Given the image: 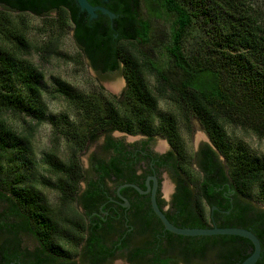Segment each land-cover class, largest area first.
Instances as JSON below:
<instances>
[{"label": "trees", "instance_id": "16d2710c", "mask_svg": "<svg viewBox=\"0 0 264 264\" xmlns=\"http://www.w3.org/2000/svg\"><path fill=\"white\" fill-rule=\"evenodd\" d=\"M89 2L118 16L111 21L99 11V18L91 20L85 13H79L76 0H0L4 8L0 9V203L5 204L0 211V264H44L43 249L24 248L23 234L35 235L40 245L49 243L45 200H34L29 191L23 190L30 187L32 174H17L8 163L9 158L14 161L16 153L25 157L31 150L29 141L7 126L4 115L24 113L36 118L37 124L45 119L43 106H33L20 95L23 88L39 96L45 87L38 69L22 60L30 52L27 31L22 22L15 25L10 13L37 16L55 13L51 29L60 36L72 27L75 41L94 69L102 73L120 70L124 74L126 88L120 98L83 95L72 91L59 78L54 81L52 95L62 96L81 115L80 125L64 123L60 130L75 150L82 151L96 134L105 133L102 149L106 156L92 159L101 176L121 175L124 168L132 170L135 159L139 161L137 152L111 137L116 130L166 138L173 152L165 155L164 161L176 170H195L187 167L189 160L179 132L180 119L172 112L160 111V99L166 98L174 103L185 121H189L188 116L196 118L213 144H205L199 154V169L207 175L204 182L199 184L196 178L198 184L193 185V190L182 184L179 188L180 194L192 197L197 215L188 228L212 227L213 220L206 217L208 209L215 204L230 209L229 197H225L226 203H219L216 198L234 190L233 217L228 219L233 225L222 223L218 227L251 229L264 250V209L246 198L256 190L254 201L264 206V161L248 159L240 144L231 147L227 136L228 127H237L264 140V0ZM142 3L149 19L140 14ZM158 18L168 22L164 30L168 53L165 61L142 51V47L154 41L150 38V21ZM192 38L196 46L187 55L185 42ZM51 50L50 44L43 49ZM18 83L22 88H18ZM49 157V169L56 179L52 188L60 193L71 213L69 205L76 198L84 169L75 154L65 162H54ZM216 188L222 190L217 192ZM182 207L176 203V208ZM33 210L37 214L33 215ZM69 218L68 236L61 231L64 228L61 223L53 225L55 245L56 237L71 240L77 234ZM85 229L80 214V235ZM194 238L196 257L203 264H239L253 251L252 242L240 236ZM256 264H264V251Z\"/></svg>", "mask_w": 264, "mask_h": 264}, {"label": "flooded vegetation", "instance_id": "af4514ba", "mask_svg": "<svg viewBox=\"0 0 264 264\" xmlns=\"http://www.w3.org/2000/svg\"><path fill=\"white\" fill-rule=\"evenodd\" d=\"M78 9L79 13H85L89 18L86 12L80 10V7ZM98 18L99 13L96 19ZM114 132L111 133V137L122 141L127 146L126 149L137 152L139 155V161L135 159L136 164L132 166V170L128 171L124 168L120 172L121 175L111 174V176L106 173L101 176L102 173L94 169V161L91 160L90 168L84 170L76 198L71 203L74 204L71 213L68 210V204L62 202L60 193H58L57 204L45 203L47 205L45 225L48 231L46 239L49 243L40 245L35 235L23 234V247L30 251L41 247L45 255L44 264H117V262L120 264H203L196 257L194 237L197 236L179 235L165 230L161 219L153 209L152 196L156 179L155 199L158 207L172 224L178 227H189L197 218L194 203L191 200L192 197L180 194L179 188L182 184L193 190V185L198 184L194 181L196 178H199V184L206 179V173L199 169V154L204 145L197 154L196 170L183 172L164 161L165 155L173 152L168 140L171 148L159 153L152 148L153 137L146 136L141 141L126 144L122 139H116L113 136ZM165 172L172 182L167 197L163 194ZM208 184L210 185V182ZM216 190L219 192L222 188H216ZM234 192V190L231 193L224 192L216 198L219 203L222 201L226 203L225 197H229L230 209H222L216 204L212 209H208L206 217L213 220V226H220L222 223L226 226L233 225L228 222V219L233 217L231 209L235 207ZM31 195L34 200H41L40 197ZM205 198H207L206 192ZM176 203L182 204L183 207L176 208ZM33 211V215L37 214L35 210ZM71 214L73 215L70 219ZM80 214L86 227L82 235H80ZM68 218L72 220V230H77V234H73L71 240H60L56 237L58 244L55 245L57 242H53V225L61 223V226H64L61 231L67 235ZM25 237L34 239L35 244L26 246ZM1 238L0 235V240Z\"/></svg>", "mask_w": 264, "mask_h": 264}, {"label": "rangeland", "instance_id": "374dc122", "mask_svg": "<svg viewBox=\"0 0 264 264\" xmlns=\"http://www.w3.org/2000/svg\"><path fill=\"white\" fill-rule=\"evenodd\" d=\"M0 9L4 8L0 6ZM140 14L143 18L149 19L143 3ZM9 15L15 21L16 26L22 22V26L26 28L30 52L24 54L22 60L38 69L42 75L41 84L45 87V91L43 90L42 94L36 96L35 94L37 93H30L18 83V88H22L20 95L29 100L33 106H43L45 119L37 124L36 118L24 113L19 115L6 113L4 115L7 126L16 132V134L25 137L30 143L31 150L25 157L16 153V156L13 157L14 161L9 158L8 163L17 174L19 172L32 174L30 187L23 188L26 193L29 191L30 194L40 197V201L45 200V203L52 202L53 204H57L59 192L52 188L56 179H54L49 169V156L52 158L51 161L65 162L75 154L82 168L88 170L93 157L106 155L101 146L105 139V133L103 132L96 134L95 138L82 151L75 150L71 141L60 133V130H63L64 123L75 124L77 126L82 123V119L80 112H76V109L62 96L52 95L55 88L54 81L56 78H59L74 92L83 95L95 94L104 99L110 96L120 98L126 88V79L120 70L102 73L94 69L75 41L72 27L69 26L65 32L57 36L58 32L56 33L50 26L53 23L52 18L56 16L55 13L44 16H37L31 13H10ZM150 24V38L154 41L142 47V51L150 53L155 58H160V61H165L168 53L165 48L166 38L164 37V30L168 28V22L164 18H158L155 20L151 19ZM48 44L51 46V52L43 51L44 47ZM185 45V53L187 55L194 52L196 42L193 38L189 39L187 43L185 42ZM149 79L151 84H155L153 78ZM173 104L166 98H161L159 103L160 111L172 112L180 119L179 132L183 140L185 155L189 160L187 167L189 166L190 170H196L197 154L202 145L209 144L212 146L213 144L199 121L190 116H188L189 121H185L178 114ZM227 131L231 147L235 148L240 144L248 159L264 161V140L257 138L250 131L237 127H228ZM113 136L116 139H122L126 144H132L141 141L147 135L141 133L131 135L115 131ZM151 143L152 148L159 153L166 152V150L171 148L167 139L159 135H154ZM219 157L224 162L222 154L219 153ZM171 186V179L165 172L164 196H168L169 187ZM250 194L251 197L246 198L252 200V203L257 208L264 209L263 205L254 201L257 191H251ZM69 206V208H74V204H70ZM4 207L5 204L0 203V211ZM34 244V239L25 237L26 246H33ZM117 264H120V262H117Z\"/></svg>", "mask_w": 264, "mask_h": 264}, {"label": "water", "instance_id": "95a60500", "mask_svg": "<svg viewBox=\"0 0 264 264\" xmlns=\"http://www.w3.org/2000/svg\"><path fill=\"white\" fill-rule=\"evenodd\" d=\"M76 3L80 7V10L86 12L87 15L89 16V19L91 20L95 19L98 16V13H97L98 11L102 12L104 15H107L111 21L118 16L117 14L110 11L104 6L92 5L89 2V0H76ZM127 185H130V184H127ZM127 185H123V186H127ZM156 186H157V183L155 179V185H154L153 196H152L153 197L152 206L155 212L157 213L158 217L161 219L165 230H168L175 234L185 235V236L235 235V236L244 237L252 242L253 251L248 257H246L239 264H256L258 260L261 258L262 246H261L260 239L251 229L242 228V227H218L216 225L212 227H205V228H188V227H178L172 224L168 220L166 215L163 213V211L158 207V204L155 199Z\"/></svg>", "mask_w": 264, "mask_h": 264}]
</instances>
